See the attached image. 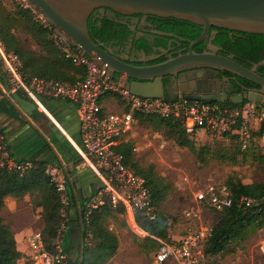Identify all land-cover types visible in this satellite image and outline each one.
Returning a JSON list of instances; mask_svg holds the SVG:
<instances>
[{
    "label": "built area",
    "instance_id": "2783aa9c",
    "mask_svg": "<svg viewBox=\"0 0 264 264\" xmlns=\"http://www.w3.org/2000/svg\"><path fill=\"white\" fill-rule=\"evenodd\" d=\"M18 1L25 8H31L36 18L51 30V39L64 57L85 70L84 78L75 81L52 80L38 76L25 78L22 74V60L17 54L7 51L0 39V59L10 78L12 91L24 94L48 115L51 114L43 100L44 97L65 99L76 104L81 127V143L73 141L81 160L77 168L88 166L100 181V187L87 204L90 210L104 205L113 209L122 207L136 231L149 235L141 227L137 215L140 213L150 220L156 217L150 188L146 179L126 164L124 156L116 151L124 137L135 133L138 122L136 114L174 116L184 122L190 133L205 130L220 134H237L244 149L249 146L254 126L264 122V107L250 100L230 107L219 102L203 103L186 97L167 101L164 98L138 96L125 88L122 82L116 81L107 65L85 54L80 47L72 45L67 35L48 23L31 7L28 0ZM106 98L118 99L119 109L108 110L105 106ZM137 149L135 145L134 152ZM0 164L22 174L34 165L31 161L17 160L12 156L6 135L1 128ZM46 174L60 193L64 220L52 250L47 249L43 242V230L33 232L27 237L29 251L23 264H64L67 260L63 243L70 229L69 179L65 168L58 165L46 166ZM196 200L201 205H208L218 211L235 204L233 193L226 184L207 185L199 191ZM236 204L239 207H251L258 203L253 198L242 196ZM186 214L190 218L200 217V211L193 208ZM211 230L212 227L204 225L179 240H164L150 235L159 242V247L154 253V264H165L172 260L180 264H208L205 247ZM88 235L90 238L91 233L88 232Z\"/></svg>",
    "mask_w": 264,
    "mask_h": 264
},
{
    "label": "trees",
    "instance_id": "16d2710c",
    "mask_svg": "<svg viewBox=\"0 0 264 264\" xmlns=\"http://www.w3.org/2000/svg\"><path fill=\"white\" fill-rule=\"evenodd\" d=\"M20 10L19 13L33 14L30 8ZM161 20L164 23L178 25L181 26L180 28L188 30V32L185 31L184 35L193 39L197 38L203 30V26L187 20L173 17H163ZM31 22L34 28V38L41 44V52L25 47L22 39L14 31L12 17L2 7V1L0 0V39L7 51L17 54L22 60L23 76L25 78L38 76L60 81L83 79L85 70L82 67L76 66L78 69L77 75L71 72L72 68L67 67L66 63H70V60L66 59L55 46L51 39V30L45 27L40 20L33 21L31 19ZM112 24L113 20L106 19L100 26L90 17L89 29L93 39L97 42H108L114 39V35L111 33ZM215 28L219 29L217 42L220 44L227 42L225 47L242 56L238 61L245 66L250 67L249 63L251 62L249 61L259 62L264 60V53L261 52V50H264V34L236 31L238 35L231 36L232 30ZM261 68H264V66ZM0 94L3 96L0 101V112L7 111L9 110L8 102L4 98L5 93L1 88ZM221 104L230 107L236 106V104L230 102ZM259 106L264 107L261 104ZM136 119L150 120L157 128L163 126L168 128L175 135V140L179 145L190 147L196 151V144L190 138L193 133L187 131L182 120H178L174 116L162 117L155 114H136ZM258 134L260 136L264 135V122L260 124ZM233 136L237 138L242 147L239 136L237 134H233ZM134 146L135 144L131 140L122 141L117 146L116 151L124 156L126 164L146 179L156 209V217L153 220L139 213L137 215L138 221L141 227L149 233V236L155 235L164 240H171L169 237V218L158 208V205L164 199L163 192L159 189L156 181L152 180L153 174L139 167L135 159ZM242 149L244 148L242 147ZM198 157L202 161L205 160L204 156L200 154ZM226 185L233 193L235 204L222 210L223 215L217 223L213 224L211 235L205 247L207 256L217 255L224 251L230 241L235 240L250 227H264V182L244 183L241 180L229 179ZM36 192L38 193V199L33 202L42 209L40 214L44 221L43 242L47 249L52 250L53 242L64 217L61 213L60 193L46 174V164L36 162L30 170L23 174L9 170L0 164V210L4 208L7 197L23 198ZM242 196L253 198L258 204L251 207H239L236 201ZM70 197V208H75L78 218L76 221L72 220L70 209L68 225L70 230L76 229L79 231V237L76 243L71 238L69 245L65 247L67 260L64 264H105L117 253L120 245L117 235L104 224L106 217L117 209L104 205L90 210L87 206L88 202L76 206L74 197L71 194ZM120 209L124 208L120 207ZM70 230L68 234L71 237ZM88 232L91 233L90 238H88ZM22 258L23 252L18 248L17 240L10 225L0 215V264H19Z\"/></svg>",
    "mask_w": 264,
    "mask_h": 264
},
{
    "label": "rangeland",
    "instance_id": "374dc122",
    "mask_svg": "<svg viewBox=\"0 0 264 264\" xmlns=\"http://www.w3.org/2000/svg\"><path fill=\"white\" fill-rule=\"evenodd\" d=\"M1 1L2 7L12 17L15 33L22 39L25 47L41 52L42 47L34 38L31 22V19H39L34 13H19L25 7L18 0ZM66 65L77 75L76 66L71 62ZM114 101L119 103L116 98ZM137 121L135 133L124 137V141L131 140L137 146L135 159L139 167L152 173V180L162 190L164 199L158 208L172 222V227L180 221L192 222L191 219L194 218L188 217L186 212L196 205L197 194L209 184H226L229 179L244 183L264 182V135L258 134L260 125L254 126L246 150L242 149L233 134L198 130L190 135L196 144L194 151L190 147L179 145L168 128H157L150 120ZM199 154L204 156V161L199 159ZM26 196H29V203L36 209L38 206L33 201L38 199V193ZM201 206L205 222L210 226L217 223L223 215V212L208 205ZM70 209L72 220L76 221L77 212L75 208ZM104 224L117 235L120 242L117 253L105 264H154V253L159 242L149 235L137 232L124 209L118 208L108 215ZM68 233L69 231L64 247L71 241ZM263 243L264 227L252 226L230 241L224 251L207 256L208 264H264ZM23 253L24 262L28 251ZM22 261L19 264H23Z\"/></svg>",
    "mask_w": 264,
    "mask_h": 264
},
{
    "label": "water",
    "instance_id": "95a60500",
    "mask_svg": "<svg viewBox=\"0 0 264 264\" xmlns=\"http://www.w3.org/2000/svg\"><path fill=\"white\" fill-rule=\"evenodd\" d=\"M28 2L48 23L64 32L72 45L80 47L85 54L107 65L114 79L122 82L125 88L138 96L177 101L178 97L167 98L163 94V77L176 76L181 71L194 68L228 70L264 87V76L258 74L256 70L264 61L256 64L254 68H249L232 56L215 51L202 53L193 51L194 45L208 39L212 26L264 34V0H28ZM99 8H109L113 13L152 14L187 20L203 26L204 31L199 39L191 43L188 53L158 64L137 66L113 55L91 36L89 19ZM0 77L4 79L6 92L23 111L32 115L37 109L36 104L19 91L11 90L9 80L3 75L1 67ZM263 94L264 91H253L248 95L233 96L228 101L232 104H241L245 100H250L260 104ZM186 98L203 103L227 101L225 94L223 100L206 95H187ZM70 233L76 243L79 231L71 229Z\"/></svg>",
    "mask_w": 264,
    "mask_h": 264
},
{
    "label": "crops",
    "instance_id": "0c3cea01",
    "mask_svg": "<svg viewBox=\"0 0 264 264\" xmlns=\"http://www.w3.org/2000/svg\"><path fill=\"white\" fill-rule=\"evenodd\" d=\"M3 71L6 72L5 67ZM8 80L10 84V79ZM0 88L5 93L4 98L8 102L9 109L0 112V128L6 135L12 156L17 160L31 161L33 164L42 162L46 166L53 164L65 168L69 179V191L74 197L75 205L89 202L100 187V181L88 166L83 165L77 168L81 160L73 141L81 143V127L76 104L65 99L44 97L43 100L51 115L39 108L30 115L6 93L2 77H0ZM2 98L0 94V101ZM105 106L108 110H117L120 107L112 98H106ZM28 197L9 196L6 198L4 208L0 210V215L10 225L18 248L22 252L29 251L27 237L44 228V221L40 214L42 209L33 208ZM201 208L203 207L197 201L193 209L200 211V217L191 219L190 223L180 221L172 227L170 221L171 240H179L204 225L212 227L205 222L204 209ZM165 264L180 263L172 260Z\"/></svg>",
    "mask_w": 264,
    "mask_h": 264
},
{
    "label": "flooded vegetation",
    "instance_id": "af4514ba",
    "mask_svg": "<svg viewBox=\"0 0 264 264\" xmlns=\"http://www.w3.org/2000/svg\"><path fill=\"white\" fill-rule=\"evenodd\" d=\"M90 17L100 26L106 19L113 20L111 33L114 35V39L100 43L103 44L105 49L111 51L113 55L137 66L158 64L188 53L191 43L199 39L204 31L203 27L201 34L193 39L184 35L185 31L188 32V30H184L178 25L164 23L161 20L163 17L152 14L113 13L109 8L96 9ZM237 32L232 30L231 36L238 35ZM218 34L219 29L212 26L211 31L208 33V39H204L194 45L193 51L197 53L215 51L222 55L232 56L238 61L242 56L228 50L225 47L227 42L223 44L217 42ZM261 52L264 53V50H261ZM133 58H136V60H133ZM262 61H249L251 62L249 63V68H254L256 64ZM262 66L264 64L259 65L256 70L258 74L264 76V68H261ZM0 67L1 70H4L1 59ZM2 73L7 79H10L6 72L3 71ZM162 82L163 94L167 98L206 95L223 100V95L225 94L227 97L226 102H229V98L239 94L248 95L253 91H264V87L261 85L238 76L231 71H218L208 68L186 69L179 72L176 76L163 77ZM261 100L262 103L260 104L264 106V94Z\"/></svg>",
    "mask_w": 264,
    "mask_h": 264
}]
</instances>
